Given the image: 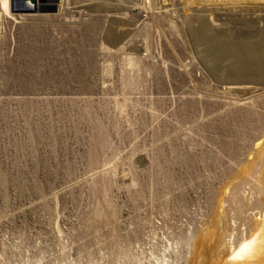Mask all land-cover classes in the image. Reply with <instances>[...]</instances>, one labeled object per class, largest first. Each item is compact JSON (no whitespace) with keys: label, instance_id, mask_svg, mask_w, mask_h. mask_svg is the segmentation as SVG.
Instances as JSON below:
<instances>
[{"label":"rangeland","instance_id":"obj_1","mask_svg":"<svg viewBox=\"0 0 264 264\" xmlns=\"http://www.w3.org/2000/svg\"><path fill=\"white\" fill-rule=\"evenodd\" d=\"M66 3L0 0V264H264V73L201 52L264 21Z\"/></svg>","mask_w":264,"mask_h":264},{"label":"bare ground","instance_id":"obj_2","mask_svg":"<svg viewBox=\"0 0 264 264\" xmlns=\"http://www.w3.org/2000/svg\"><path fill=\"white\" fill-rule=\"evenodd\" d=\"M16 1H18V0H13V3H15V8L18 11H23V10H21L22 8H20L17 5ZM32 1L34 2V8L36 10H39L41 8H48V9L49 8H59V11L63 12L64 10L67 9V6H66L67 0H32ZM113 1H114V3L109 5L110 7H106L108 11L118 12V11L123 10L121 8L122 2H126V3L130 4V5L126 6V9H128L130 11L137 9L136 4H135V0H113ZM182 1H184L185 7L186 6L191 7L194 5L200 7L201 8L200 11L203 13L202 15H199L198 14L199 10L198 9L194 10V13H197L196 18L199 19L200 26H198L197 29H195L194 26H193L194 28H192V27L190 28L191 25L189 26V28L191 29L190 31H191L192 35L195 37L196 43L197 42L204 43L206 41H209L211 38H213L214 35L212 37L210 35L211 30L207 24L208 22H207V15L206 14L207 13H210V14L216 13L217 14V12L219 10H221V8H219L221 6L229 5V6H232V9H230V10H238L239 9L243 12H246L248 15H252L253 17H256L258 23H260V24H261V22L264 21V0H182ZM85 2H88V0H85ZM90 5L91 4H89V3H87V4L81 3L80 5L78 4L77 7L86 8ZM203 6H206V7H203ZM163 11H165V10H163ZM115 14H117V13H115ZM113 17H115V16L113 15ZM188 25H189V23H188ZM255 31H256V29H255ZM257 36L260 37V40L257 42H252L251 40H250L251 42L250 41L249 42L243 41L239 44H237V43L240 41H238L237 43L231 42L232 45H229L228 47L227 46L225 47L223 45L220 46L219 44H218V46H214L212 44V46H209L207 48H203V50L201 52L204 54V57L205 56L214 57L213 61H216V62H219L221 60L226 61V59L229 60V58L234 59L235 73L239 74L240 76L241 75L242 76L244 75V76L239 77V78L238 77L237 78H227L226 81L231 82V83H243V82L257 81V79L255 78V76L253 74H255V72H256V74L258 73L257 75H260V74L262 75L264 73V28L259 29L255 32L254 38H258ZM216 37L217 36H215L214 38H216ZM204 45H206V44H204ZM214 63H212V64H214ZM232 64H233V62H232ZM237 88L241 89L240 87H237ZM241 92L244 93V91H241ZM236 264H247V263H243V262L237 263L236 262Z\"/></svg>","mask_w":264,"mask_h":264},{"label":"water","instance_id":"obj_3","mask_svg":"<svg viewBox=\"0 0 264 264\" xmlns=\"http://www.w3.org/2000/svg\"><path fill=\"white\" fill-rule=\"evenodd\" d=\"M17 5L22 8L24 12H36L34 8V2L32 0H18L16 1ZM32 6V7H31ZM44 11V8L40 9V12Z\"/></svg>","mask_w":264,"mask_h":264},{"label":"snow or ice","instance_id":"obj_4","mask_svg":"<svg viewBox=\"0 0 264 264\" xmlns=\"http://www.w3.org/2000/svg\"><path fill=\"white\" fill-rule=\"evenodd\" d=\"M247 246V243H241L239 246V249H237L231 256L230 259H236L239 258L241 260L245 259V257L240 255V252Z\"/></svg>","mask_w":264,"mask_h":264}]
</instances>
